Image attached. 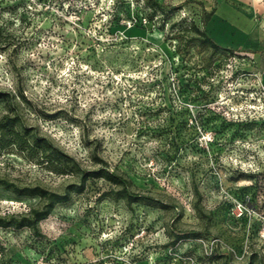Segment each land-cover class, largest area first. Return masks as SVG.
Returning a JSON list of instances; mask_svg holds the SVG:
<instances>
[{
    "label": "rangeland",
    "instance_id": "rangeland-1",
    "mask_svg": "<svg viewBox=\"0 0 264 264\" xmlns=\"http://www.w3.org/2000/svg\"><path fill=\"white\" fill-rule=\"evenodd\" d=\"M0 0V180L66 194L0 264H264V0ZM183 4V5H182ZM194 27L226 51L200 45ZM48 140L54 171L21 150ZM12 142H15L13 144ZM62 164V163H61ZM106 168L165 209L105 196ZM44 203L0 186V217ZM202 232L196 238L177 233Z\"/></svg>",
    "mask_w": 264,
    "mask_h": 264
},
{
    "label": "trees",
    "instance_id": "trees-1",
    "mask_svg": "<svg viewBox=\"0 0 264 264\" xmlns=\"http://www.w3.org/2000/svg\"><path fill=\"white\" fill-rule=\"evenodd\" d=\"M147 4L156 10H167V11H174L176 9H180L181 5L178 6H168L166 4H163L159 2L158 0H147ZM183 5V4H182ZM194 30L199 35V41L200 45L207 44L209 45L213 51L219 52L223 51L225 52L226 49L222 48L218 44L214 42V40L205 32L200 31L197 28L194 27ZM16 120L9 119L8 117H4L0 120V130L6 128L8 125H13ZM17 137H19L17 135ZM22 138H18L17 145L21 150H27L28 147H26V142H22ZM7 142L5 141L4 137L0 138V146L3 147ZM15 144V142H12ZM8 144V143H7ZM33 146L30 147L29 154L30 157H34V154L37 153V151H40V159L47 165L54 167L53 165L56 163L58 165H64L67 163L69 158L65 156L62 152L51 146L48 140L45 139H35V141L32 144ZM62 163V164H61ZM54 171L58 173H63V170L61 168L54 167ZM87 177H93V178H104L108 182H110L112 185H116L119 188L116 190H111L108 193L104 194L105 196L112 195L113 199H123L128 204L140 202L147 206H153L158 207L160 209H165V204H163L161 201L141 193L133 192L129 188V181L125 178H122L121 176H118L114 174L113 172H109L106 168H100L95 171L90 172H83L81 183L83 184ZM0 186L3 187V189L13 192L14 194L18 196H38L41 200L44 201V203L39 208H33L31 209L27 214L15 216H4L0 217V228H29L34 233H37V225L38 223L47 217V215L52 210L53 206L56 203H60L66 200V194L70 192H79L81 191V186H67L64 190L63 194H57L54 192H49L43 188L40 187H34V188H18L14 186L11 183H8L4 180H0ZM66 193V194H65ZM202 232H195V231H186V232H180L176 235L181 238H196L200 236ZM223 264H231L229 260H225Z\"/></svg>",
    "mask_w": 264,
    "mask_h": 264
},
{
    "label": "crops",
    "instance_id": "crops-1",
    "mask_svg": "<svg viewBox=\"0 0 264 264\" xmlns=\"http://www.w3.org/2000/svg\"><path fill=\"white\" fill-rule=\"evenodd\" d=\"M255 71L258 75V81L264 90V50L252 53Z\"/></svg>",
    "mask_w": 264,
    "mask_h": 264
},
{
    "label": "built area",
    "instance_id": "built-area-1",
    "mask_svg": "<svg viewBox=\"0 0 264 264\" xmlns=\"http://www.w3.org/2000/svg\"><path fill=\"white\" fill-rule=\"evenodd\" d=\"M261 91H262V94H264V90H263V88H261Z\"/></svg>",
    "mask_w": 264,
    "mask_h": 264
}]
</instances>
